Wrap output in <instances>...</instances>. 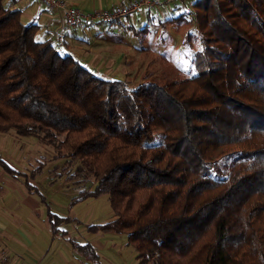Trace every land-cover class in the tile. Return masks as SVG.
<instances>
[{
	"label": "trees",
	"instance_id": "1",
	"mask_svg": "<svg viewBox=\"0 0 264 264\" xmlns=\"http://www.w3.org/2000/svg\"><path fill=\"white\" fill-rule=\"evenodd\" d=\"M190 11L192 65L131 89L62 51V35L38 39L37 22L0 0V134L35 136L76 164L72 177L93 189L73 201L108 195L113 219L99 228L127 233L138 264H264V0ZM25 182L54 233L72 221ZM70 241L102 264L91 243Z\"/></svg>",
	"mask_w": 264,
	"mask_h": 264
},
{
	"label": "rangeland",
	"instance_id": "2",
	"mask_svg": "<svg viewBox=\"0 0 264 264\" xmlns=\"http://www.w3.org/2000/svg\"><path fill=\"white\" fill-rule=\"evenodd\" d=\"M191 2L174 0L169 5H159L140 12L153 10L152 15H158L155 20L136 17L134 23L124 19L121 25H113L110 29L102 25L98 27L101 30L106 28L104 36L108 41L100 45L102 48L109 46L110 53L104 55L105 62L113 59L118 61L122 57L121 66L127 69L122 77L129 88L134 89L152 80L161 82L178 71L185 73L192 65V53L195 49L193 52L189 50L187 33H196L197 24L192 19ZM179 4L184 7L178 8L176 5ZM166 9L170 10V14L166 13ZM180 12L184 13L185 19L176 23L165 21L180 15ZM140 13L138 14L142 17L143 14ZM103 38L100 37L101 40ZM94 54L100 55L98 51ZM120 61L121 59L118 63ZM97 62L95 60L93 63ZM102 63H98L97 67ZM104 67L107 69V65ZM112 77L120 79L116 73ZM0 155L1 160L14 171L11 174L0 164L6 183L24 186L25 181H28L44 196L52 212L72 219L61 226L58 233L50 228L39 227L38 250L47 251L42 263L87 264L84 256L73 247L72 240L80 244L91 243L98 250L102 264H138L136 249L128 241L127 233L99 228L113 219L114 213L108 195L73 201L80 190L93 189L92 181L72 177L76 164L70 168L64 164L63 159L54 161L55 152L51 147L42 145L35 136H18L14 130L0 134ZM40 165L41 173L33 178L31 172ZM40 208L46 213L43 204H40ZM63 231L68 232L67 236L62 235Z\"/></svg>",
	"mask_w": 264,
	"mask_h": 264
},
{
	"label": "crops",
	"instance_id": "3",
	"mask_svg": "<svg viewBox=\"0 0 264 264\" xmlns=\"http://www.w3.org/2000/svg\"><path fill=\"white\" fill-rule=\"evenodd\" d=\"M6 1L13 8L21 11L23 22L31 23L34 20L37 22L38 39L57 40L62 35L64 41L63 45L59 46L60 49L82 61L96 75L113 79L112 76L116 73L120 79H123L122 76L127 73V69L121 66L123 62L121 56L119 63L120 59L118 61L113 59L108 63L105 62L104 55L110 53L109 46L102 48L100 45H102V42L108 41L107 37L104 36L106 28L104 30L98 28L102 25L110 29L113 25H121L122 20L117 23L77 26L66 30L64 29L65 20L63 13L49 11L39 0ZM65 1L88 12L94 8H105L126 0ZM189 1H192V7L193 0ZM176 6L181 9L184 7L183 4ZM152 12L153 10L143 13L139 12L143 14L142 17L137 13L126 20H130L132 23L135 22L136 17L144 20H155L158 15L154 16ZM169 12L170 10L166 9V13L168 14ZM102 36L104 37L103 40L100 39ZM95 51H98L100 55L94 54ZM95 60L98 61L96 64L93 63ZM101 62H103L101 66L97 67L98 63ZM105 65H107V69H105ZM4 182V171L0 167V264H44L41 261L47 256V251L38 250V229L39 227L52 228L46 214L47 211L45 213L40 208V204H43L41 198L37 193H33L27 184L23 186ZM44 207L46 209L45 205ZM96 251L98 253V250Z\"/></svg>",
	"mask_w": 264,
	"mask_h": 264
},
{
	"label": "built area",
	"instance_id": "4",
	"mask_svg": "<svg viewBox=\"0 0 264 264\" xmlns=\"http://www.w3.org/2000/svg\"><path fill=\"white\" fill-rule=\"evenodd\" d=\"M39 1L49 11L62 12L65 20L64 29L68 30L79 25L90 26L98 22L111 23L116 20H124L143 10L159 5H169L174 0H126L109 7L94 8L88 12L68 4L65 0ZM59 42H62L61 35L59 36Z\"/></svg>",
	"mask_w": 264,
	"mask_h": 264
}]
</instances>
